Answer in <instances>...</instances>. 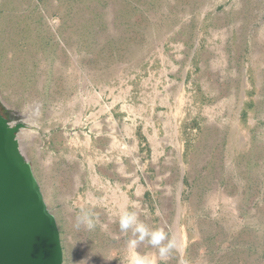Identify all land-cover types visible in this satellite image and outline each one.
Listing matches in <instances>:
<instances>
[{"label": "rangeland", "instance_id": "1", "mask_svg": "<svg viewBox=\"0 0 264 264\" xmlns=\"http://www.w3.org/2000/svg\"><path fill=\"white\" fill-rule=\"evenodd\" d=\"M0 101L63 264H127L122 208L167 264H264V0H0Z\"/></svg>", "mask_w": 264, "mask_h": 264}, {"label": "water", "instance_id": "2", "mask_svg": "<svg viewBox=\"0 0 264 264\" xmlns=\"http://www.w3.org/2000/svg\"><path fill=\"white\" fill-rule=\"evenodd\" d=\"M24 121L0 101V264H63L56 220L19 144Z\"/></svg>", "mask_w": 264, "mask_h": 264}, {"label": "clouds", "instance_id": "3", "mask_svg": "<svg viewBox=\"0 0 264 264\" xmlns=\"http://www.w3.org/2000/svg\"><path fill=\"white\" fill-rule=\"evenodd\" d=\"M135 207H138V205H133V208ZM117 219L121 234L126 235L131 232V237L127 240V251L129 253L127 264H158V261L167 264L169 257L178 247L174 236H170L165 228L150 227L139 218V214L135 210L122 208L118 212ZM111 222L115 223L116 220ZM81 225L88 230H92L96 226V222L88 212H84L83 215L77 216V228ZM104 227H107V225ZM145 242L158 251V258L149 254H141L138 251L140 245Z\"/></svg>", "mask_w": 264, "mask_h": 264}, {"label": "bare ground", "instance_id": "4", "mask_svg": "<svg viewBox=\"0 0 264 264\" xmlns=\"http://www.w3.org/2000/svg\"><path fill=\"white\" fill-rule=\"evenodd\" d=\"M32 107V106H31ZM27 108V107H26ZM36 117H37V110H33L31 113H29V115H28V118H27V122H28V124L29 125H34L35 124V122H36ZM26 118V117H25ZM28 125V126H29ZM34 131V130H33ZM24 132V131H23ZM22 131L20 132V135L22 136V138L23 137H25L26 135H28V132L27 133H23ZM38 133V132H37ZM34 135V134H33ZM36 136V135H35ZM20 137V136H19ZM37 140V139H36ZM36 140H35V142H36ZM20 141V140H19ZM35 142H32V143H35ZM30 143V142H29ZM24 147V146H23ZM39 150H40V148H39ZM40 184V183H39ZM43 196V195H42ZM96 200V199H95ZM98 200V199H97ZM93 201V200H92ZM112 203V202H111ZM53 213V212H52ZM107 219V218H106ZM110 226V225H109ZM140 250H142V249H140Z\"/></svg>", "mask_w": 264, "mask_h": 264}]
</instances>
